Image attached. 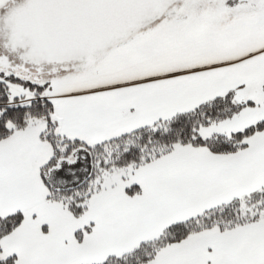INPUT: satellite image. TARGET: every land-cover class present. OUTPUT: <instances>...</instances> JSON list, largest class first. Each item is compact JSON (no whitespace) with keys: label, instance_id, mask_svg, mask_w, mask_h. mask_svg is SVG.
Masks as SVG:
<instances>
[{"label":"snow or ice","instance_id":"snow-or-ice-1","mask_svg":"<svg viewBox=\"0 0 264 264\" xmlns=\"http://www.w3.org/2000/svg\"><path fill=\"white\" fill-rule=\"evenodd\" d=\"M0 264H264V0H0Z\"/></svg>","mask_w":264,"mask_h":264}]
</instances>
